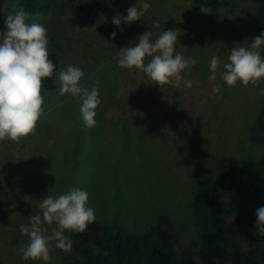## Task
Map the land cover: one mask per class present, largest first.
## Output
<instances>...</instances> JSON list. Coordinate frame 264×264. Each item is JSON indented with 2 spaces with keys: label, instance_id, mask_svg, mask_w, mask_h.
<instances>
[{
  "label": "rangeland",
  "instance_id": "rangeland-1",
  "mask_svg": "<svg viewBox=\"0 0 264 264\" xmlns=\"http://www.w3.org/2000/svg\"><path fill=\"white\" fill-rule=\"evenodd\" d=\"M96 1L99 5L88 13L80 9L71 13L72 50L67 65L83 70L86 86L82 87L89 89L90 84L113 77L99 92L97 125L73 128V133H66L67 142L63 136L64 151L52 152L55 138L69 128H62L65 113L53 111L55 100L49 105L45 100L38 120L44 118L42 126L37 122L34 132L18 143L0 141L3 264H43L21 259L18 249L28 238L21 235L20 226L29 222V216L41 214L39 204L46 195H59L69 187L88 191L87 206L97 219L117 220L134 233L146 231L159 213L166 212L185 245L193 246L201 241L192 208L198 185L212 176L224 157L257 161L262 155L263 147L251 140L249 126L264 100L259 87L264 81L247 86L238 82L233 87L219 75L211 81L208 61L213 54L226 61L233 47H248L264 32V10L249 0H212L197 10L185 0H150L151 7L141 20L122 22L120 32L112 18L126 15L136 0ZM15 8L13 0H0V30ZM153 21L160 23L153 39L175 29L179 33L176 51L197 59L194 67L182 73L183 79L194 82L192 88H160L139 70L118 66L119 49L137 43L140 34L152 29ZM120 82L126 84L117 86ZM213 84L220 86L219 94L212 93ZM119 118L136 125L134 134L115 128ZM83 151L86 159L72 170L77 161L74 152ZM75 175L82 178L71 179ZM50 256L51 264H73L76 259L72 250L65 253L55 247Z\"/></svg>",
  "mask_w": 264,
  "mask_h": 264
},
{
  "label": "clouds",
  "instance_id": "clouds-1",
  "mask_svg": "<svg viewBox=\"0 0 264 264\" xmlns=\"http://www.w3.org/2000/svg\"><path fill=\"white\" fill-rule=\"evenodd\" d=\"M150 7V0H136L135 5L126 9V15H115L112 23L123 32L122 22L130 24L141 20ZM32 16L23 8H17L6 16L5 28L0 30V141L18 143L34 132L43 115L42 78L53 76L56 69L49 58L47 29L33 21ZM159 27V21H153L152 29L140 34L137 43L121 47L117 52L118 66L139 70L160 88L163 85L175 89L192 88L194 82L183 79L182 73L194 67L197 59L185 58L176 51L179 33L175 29L164 30L153 39L154 30ZM111 36L114 38L116 32ZM262 51L264 32L254 37L248 47H233L226 61L213 54L208 61L209 80L216 81L219 75V79L229 87L238 82L247 86L264 81ZM149 57L151 59L146 62ZM83 76L81 68L67 66L58 75L59 93L78 99L84 125L93 128L97 125L96 109L101 104L99 83L91 89L82 87L80 81ZM211 91L219 94L220 86L213 84ZM260 94L264 95V88L260 89ZM88 199V191L79 187H69L59 195H46L41 199V214L29 216V222L20 226L21 235L28 238L27 243L18 249L21 259L51 264L53 247L69 253L72 240L66 233L83 232L96 220L94 209L87 206ZM254 227L260 236H264V205L255 211Z\"/></svg>",
  "mask_w": 264,
  "mask_h": 264
},
{
  "label": "trees",
  "instance_id": "trees-1",
  "mask_svg": "<svg viewBox=\"0 0 264 264\" xmlns=\"http://www.w3.org/2000/svg\"><path fill=\"white\" fill-rule=\"evenodd\" d=\"M89 1V3H88ZM193 10L208 7L212 0H185ZM264 10V0H249ZM15 9L23 8L33 14L32 20L47 29L50 39V55L55 72L42 82L44 102L52 104L56 114L65 113L67 122L62 128L67 132L58 135L52 152L61 153L63 136L73 133V128H89L83 123L77 98L59 93V72L65 70L72 50L71 13L78 9L88 13L98 5L96 0H13ZM32 22V21H29ZM103 27L101 22L99 28ZM98 28V30H99ZM137 71H135L136 74ZM113 77L103 79L99 92L104 91ZM128 83V82H127ZM259 83V82H258ZM86 86L85 77L80 81ZM121 83L117 86H124ZM264 88V82L259 83ZM94 84H90L92 88ZM57 100V101H56ZM55 107V108H54ZM53 111H50L53 114ZM44 119V118H43ZM43 119L38 122L44 124ZM251 140L263 147L257 161L224 157L223 162L212 172V176L198 185L192 203L200 243L186 246L169 214L159 213L156 221L144 232L128 231L115 220L108 222L96 218L85 231L69 233L72 251L76 259L73 264H264V236L255 231V211L264 205V100L250 118ZM63 123V121H62ZM60 128V125L58 126ZM123 133L132 132L134 123L119 118L116 127ZM67 151V149H66ZM66 151L62 154L64 155ZM77 161L71 165L78 169V162L86 156L74 152ZM69 172V171H68ZM75 175L73 180H79ZM124 196V195H123ZM120 198V197H118ZM121 198H123L121 196ZM120 198V199H121ZM168 214V215H167ZM0 264H3L0 260Z\"/></svg>",
  "mask_w": 264,
  "mask_h": 264
}]
</instances>
